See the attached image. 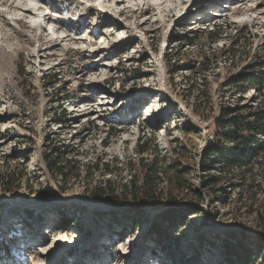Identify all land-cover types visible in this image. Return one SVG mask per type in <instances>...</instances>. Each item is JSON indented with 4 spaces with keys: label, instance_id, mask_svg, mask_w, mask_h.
Instances as JSON below:
<instances>
[{
    "label": "rangeland",
    "instance_id": "obj_1",
    "mask_svg": "<svg viewBox=\"0 0 264 264\" xmlns=\"http://www.w3.org/2000/svg\"><path fill=\"white\" fill-rule=\"evenodd\" d=\"M19 1L0 0V264H264V154L205 158L227 108L264 106V0H119L118 31L103 0H35L47 27L10 19Z\"/></svg>",
    "mask_w": 264,
    "mask_h": 264
},
{
    "label": "trees",
    "instance_id": "obj_2",
    "mask_svg": "<svg viewBox=\"0 0 264 264\" xmlns=\"http://www.w3.org/2000/svg\"><path fill=\"white\" fill-rule=\"evenodd\" d=\"M172 36H170V39ZM168 40V39H167ZM201 63V62H200ZM199 63V64H200ZM241 81L247 83H257L255 76H240ZM52 83V82H51ZM240 109V106H233L232 108H227L226 112L220 116V118L216 121V127L221 131L223 139L225 140L226 144L221 143H211L208 144V152L205 156L206 160H213L217 162L221 167L226 169L237 168L241 170L243 173L249 172L252 169V164L254 160L261 158L260 154H264V106L261 109L254 111L251 115L253 116V120L250 121L246 117L240 118V116L236 115V111ZM63 113V114H62ZM62 113L60 115H65V110L62 109ZM160 125V122L157 123ZM263 136V138H261ZM142 143H138V147H140V151L145 149L144 146H141ZM57 151V147L54 148L50 152L51 154ZM52 154V155H53ZM65 165L60 168L61 174H66L67 170L70 169L67 167L68 160H64ZM62 163V162H57ZM54 164L58 166L55 162ZM98 165V164H97ZM105 170L109 171V168L106 164ZM59 169V167H57ZM245 176V175H243ZM213 180L215 183L218 182L219 177H214ZM135 188V183L132 181V186ZM102 192L100 195H97L99 199L108 202L109 204L115 207H123L125 202L124 198L119 196L118 194L114 193L113 188L108 186L107 188H100ZM131 211L129 212L126 208V213L129 214V222L131 225L136 224V210L134 207H131ZM134 209V210H133ZM187 209L180 208H169L164 213H162V219H167V221L171 224H177L179 219L184 218V213ZM129 212V213H128ZM132 214V215H130ZM152 231L160 234L164 239H168L169 235L166 234L161 227L157 224H153ZM165 233V234H164ZM178 237H175L174 244H178L179 240ZM165 241V240H164ZM165 245V246H164ZM163 247L167 248V245L164 243ZM238 255V254H237ZM251 255L250 257H252ZM237 264H248V259L245 257H238Z\"/></svg>",
    "mask_w": 264,
    "mask_h": 264
},
{
    "label": "bare ground",
    "instance_id": "obj_3",
    "mask_svg": "<svg viewBox=\"0 0 264 264\" xmlns=\"http://www.w3.org/2000/svg\"><path fill=\"white\" fill-rule=\"evenodd\" d=\"M131 2H133L134 1V3H136L137 2V0H130ZM139 1H141L142 2V4H144L145 2H149V1H152L151 3H160V2H165L166 0H139ZM190 1H192V0H190ZM52 2H54V4H55V1L54 0H52ZM103 2H107V3H110V5H109V9H110V11L112 12V13H110V14H112V20L115 22L114 23V25H116L115 26V28H113V31H115V29H116V31H118V30H120V29H129V27H128V25H126L125 23L124 24H122L121 23V21H120V15H119V11L117 10V4L119 3V0H117V1H114V0H103ZM197 2H200V0H193L192 2H191V5H193V4H196ZM19 4H18V7L15 9V12L14 13H12L11 14V18L10 19H12V20H14V19H20L21 17H20V15H23V17H26V18H30L33 22H36V24L38 25V26H43V23H44V26H45V24H46V27H47V23H45V18L43 19V22H42V24H41V19L43 18V16L45 17V15L46 14H43L42 12H40L39 11V9H41V7L38 5L39 4V1H35V0H32L31 2H29L28 1V3H26V1H22V0H20L19 2H18ZM59 3V2H58ZM43 4V3H42ZM140 4V3H139ZM46 5V4H45ZM102 5L104 6V4L102 3ZM108 5V4H107ZM50 6V5H49ZM48 6V8H50ZM52 6V5H51ZM55 6H56V4H55ZM153 6V5H152ZM2 7V6H1ZM151 7V6H150ZM56 8V7H55ZM184 8L185 7H181L180 9H181V11L178 13L179 15H180V17H182L183 15H184V13H183V10H184ZM50 10V9H49ZM52 10H53V8H52ZM188 10H189V8H188ZM187 10V11H188ZM36 11H39V12H37L38 14V16H36V17H34V12H36ZM103 11V10H102ZM187 11L185 12L186 13V15H187ZM43 15H42V14ZM41 14V15H40ZM109 14V13H108ZM19 15V16H18ZM36 15V14H35ZM185 15V16H186ZM40 19H38V18ZM11 21V20H10ZM13 22V21H12ZM55 23V22H54ZM52 25V24H51ZM15 26V25H14ZM53 26V25H52ZM13 27V26H12ZM137 28V27H136ZM75 29V28H74ZM52 30H54V33H51V37H53V38H55V40H58V38H59V36H60V34L61 33H59V32H56V30L55 29H51V31ZM110 30V29H109ZM112 30V29H111ZM110 30V31H111ZM112 33V32H111ZM69 35V34H68ZM68 35H64V37L63 38H65V37H67ZM55 36V37H54ZM143 37V36H142ZM64 41V40H63ZM34 55V54H33ZM42 57V56H41ZM158 62H159V59L157 60Z\"/></svg>",
    "mask_w": 264,
    "mask_h": 264
}]
</instances>
